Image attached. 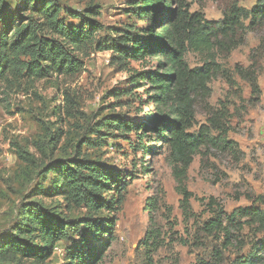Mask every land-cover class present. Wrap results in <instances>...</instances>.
Listing matches in <instances>:
<instances>
[{"label":"rangeland","instance_id":"rangeland-1","mask_svg":"<svg viewBox=\"0 0 264 264\" xmlns=\"http://www.w3.org/2000/svg\"><path fill=\"white\" fill-rule=\"evenodd\" d=\"M2 1L0 48L8 37L9 62L2 69L0 52V246L25 210L44 206L62 217L93 214L100 221L114 220L112 238H101L108 244L97 264H264V253L254 259L253 247L264 241L263 228L249 219L241 220L240 227L229 225L239 209L264 212V25L248 28L229 56L218 52L222 73L209 85L210 98L198 102L188 130L199 135L205 127L211 139L221 137L222 130L209 121L214 112L237 151L209 144L184 166L150 128L128 132L133 121L138 125L151 116L169 117L149 100L148 87L131 79L154 70L158 58L125 61L108 50L127 33L151 26L153 18L140 20L131 12L135 0H46L57 7L58 20L68 29L83 27L87 20L100 27L80 44L59 36L40 12L29 8L44 0ZM257 1L240 0L239 6L251 10ZM186 2L192 13L201 11L210 22L221 21L228 7V0H207L202 6L197 0ZM3 12L12 15L9 29ZM30 23L38 27V40L56 43L75 60L76 71H58L42 59L31 63L10 50L16 27ZM188 63L192 69L201 67L202 59L190 54ZM254 78L259 93L252 87ZM74 158L121 175L125 189L118 211L68 208L55 190V167ZM116 187L96 194L116 201ZM217 219L222 227L212 230ZM85 237L91 248L98 247L90 234ZM81 241L58 243L45 264H70Z\"/></svg>","mask_w":264,"mask_h":264},{"label":"trees","instance_id":"trees-1","mask_svg":"<svg viewBox=\"0 0 264 264\" xmlns=\"http://www.w3.org/2000/svg\"><path fill=\"white\" fill-rule=\"evenodd\" d=\"M197 1L202 6L207 0ZM239 1L228 0L223 19L210 22L203 12L192 13L186 0H135L131 4V12L140 20L153 18L151 26L127 33L120 37L118 45L108 48L125 61L145 62L158 58L154 70L134 74L131 79L135 84L141 82L142 87H148L145 92L149 95V100L157 103L161 111H167L169 117L151 116L138 125L133 121L128 126V132L139 133L150 128L162 144L168 146L172 158L184 166L189 165L200 149L209 144L237 151V145L226 139L228 133L214 112H211L209 121L211 126L222 130L221 137L211 139L205 127H202L199 135L190 134L188 130L193 126L198 102H205L210 98L209 85L222 73L221 66L217 63L218 55L229 56L243 43L248 28L255 29L264 25V0H258L251 10L240 7ZM2 7L3 1L0 0V10ZM29 8L40 12L38 14L49 21L54 32L75 44L89 40L92 33L100 29L91 20H87L83 27L68 29L58 20L57 7L46 0L37 1ZM3 18L9 29L12 15H5L3 12ZM37 29L31 23L24 27L17 26L10 50L31 58V63L42 59L54 64L58 71H76L79 65L75 60L56 43L45 41V44L38 40ZM8 46V37H4L0 48L2 69L8 67ZM190 54L202 59L201 67L190 68ZM252 87L254 92L259 93L255 78L252 80ZM153 92L155 95L150 96ZM55 169L59 175L55 190L62 192L61 196L65 198L68 208L86 207L91 213L118 211L121 191L125 189L119 173L77 158L57 164ZM115 187L119 190L116 201L100 199L96 194L98 191H111ZM188 198L186 196L185 206L189 205ZM244 219H249L264 230V212L254 207L235 211L229 217V225L233 228L240 227L241 220ZM113 227L114 220L100 221L93 214L69 218L44 206L36 210H25L13 234L0 246V264H24L27 259L31 264H45L58 243L77 244L81 239L83 241L77 246L76 253L70 257V264H97L102 258L101 250L112 238ZM210 227L212 230L220 229L222 222L217 219ZM223 230L226 236H230V231L226 228ZM86 233L96 240L98 247L91 248L88 245ZM104 235L108 236L106 243L101 239ZM149 237H153V233H149ZM253 247L254 259L259 257L258 253H264V241H258Z\"/></svg>","mask_w":264,"mask_h":264}]
</instances>
